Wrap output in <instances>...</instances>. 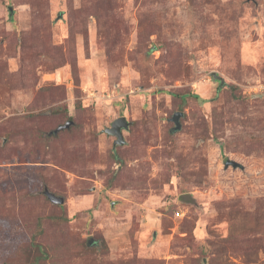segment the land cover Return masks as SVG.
Returning <instances> with one entry per match:
<instances>
[{"label": "rangeland", "instance_id": "rangeland-1", "mask_svg": "<svg viewBox=\"0 0 264 264\" xmlns=\"http://www.w3.org/2000/svg\"><path fill=\"white\" fill-rule=\"evenodd\" d=\"M0 264H264V0H0Z\"/></svg>", "mask_w": 264, "mask_h": 264}, {"label": "water", "instance_id": "water-1", "mask_svg": "<svg viewBox=\"0 0 264 264\" xmlns=\"http://www.w3.org/2000/svg\"><path fill=\"white\" fill-rule=\"evenodd\" d=\"M181 116V114H175L172 121L174 122L175 128L174 131L179 130L180 126L178 124V118ZM71 122H67L64 125L58 127L53 133L56 134L59 131L68 129L71 126ZM129 127V123L124 117L116 119L112 124L110 128L105 129V133L109 136H112L115 138L113 146H122L124 144V139L122 135L123 130H127ZM233 168L239 167L238 164L232 163L231 164ZM44 195L54 204L62 205L63 199L56 197L54 194L50 193L47 189L44 190Z\"/></svg>", "mask_w": 264, "mask_h": 264}, {"label": "built area", "instance_id": "built-area-1", "mask_svg": "<svg viewBox=\"0 0 264 264\" xmlns=\"http://www.w3.org/2000/svg\"><path fill=\"white\" fill-rule=\"evenodd\" d=\"M175 215H176V216H179V213L177 212V213H175Z\"/></svg>", "mask_w": 264, "mask_h": 264}, {"label": "trees", "instance_id": "trees-1", "mask_svg": "<svg viewBox=\"0 0 264 264\" xmlns=\"http://www.w3.org/2000/svg\"><path fill=\"white\" fill-rule=\"evenodd\" d=\"M62 131H63V130H62ZM53 132H54V131H53ZM59 132H61V131H59ZM59 132H58V133H59ZM56 134H57V133H56ZM53 135H55V134H53ZM51 137H54V136L51 135Z\"/></svg>", "mask_w": 264, "mask_h": 264}]
</instances>
